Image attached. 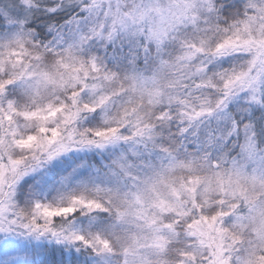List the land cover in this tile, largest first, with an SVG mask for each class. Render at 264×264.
I'll return each mask as SVG.
<instances>
[{
	"label": "snow or ice",
	"instance_id": "snow-or-ice-1",
	"mask_svg": "<svg viewBox=\"0 0 264 264\" xmlns=\"http://www.w3.org/2000/svg\"><path fill=\"white\" fill-rule=\"evenodd\" d=\"M0 264H264V0H0Z\"/></svg>",
	"mask_w": 264,
	"mask_h": 264
}]
</instances>
